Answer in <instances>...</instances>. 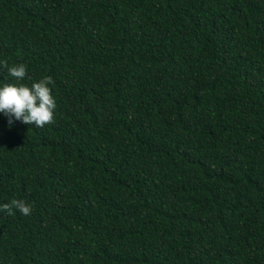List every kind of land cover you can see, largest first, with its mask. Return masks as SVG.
Returning <instances> with one entry per match:
<instances>
[{"label":"trees","instance_id":"16d2710c","mask_svg":"<svg viewBox=\"0 0 264 264\" xmlns=\"http://www.w3.org/2000/svg\"><path fill=\"white\" fill-rule=\"evenodd\" d=\"M0 60L56 101L0 113V264H264V0H0Z\"/></svg>","mask_w":264,"mask_h":264},{"label":"clouds","instance_id":"9594fccd","mask_svg":"<svg viewBox=\"0 0 264 264\" xmlns=\"http://www.w3.org/2000/svg\"><path fill=\"white\" fill-rule=\"evenodd\" d=\"M0 66L6 68L8 75L17 81L0 86V113L8 118V124L11 125L16 120L42 128L54 123L56 101L49 87L54 83L53 78L44 76L29 86L22 83L28 77L26 65L9 67L6 60H0ZM13 209L25 216L30 215L32 210L26 201L20 199H12L10 203L0 205V211H5L8 215L13 214Z\"/></svg>","mask_w":264,"mask_h":264}]
</instances>
